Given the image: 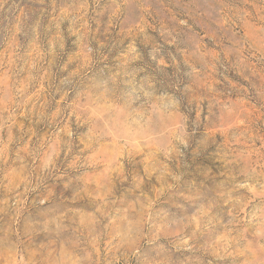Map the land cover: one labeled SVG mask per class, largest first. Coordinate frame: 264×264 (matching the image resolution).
<instances>
[{"label":"rangeland","instance_id":"rangeland-1","mask_svg":"<svg viewBox=\"0 0 264 264\" xmlns=\"http://www.w3.org/2000/svg\"><path fill=\"white\" fill-rule=\"evenodd\" d=\"M0 264H264V0H0Z\"/></svg>","mask_w":264,"mask_h":264}]
</instances>
